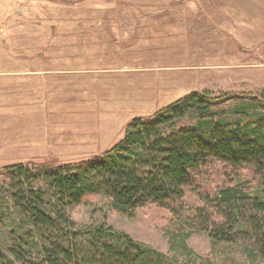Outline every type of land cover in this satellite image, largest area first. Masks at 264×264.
Returning a JSON list of instances; mask_svg holds the SVG:
<instances>
[{"label":"rangeland","instance_id":"1","mask_svg":"<svg viewBox=\"0 0 264 264\" xmlns=\"http://www.w3.org/2000/svg\"><path fill=\"white\" fill-rule=\"evenodd\" d=\"M24 63L45 67V75L32 86L9 83L4 73ZM192 90L227 97L221 105L264 92V0H0V256L23 264L7 247L29 239L26 259L35 262L39 241L26 237L29 224L5 191L6 166L99 158L134 116ZM228 166L207 169L200 193L236 182L258 190L253 168ZM183 203L128 213L98 192L65 210L77 230L111 226L170 264H264L248 221L215 241L212 225L195 215L204 201L188 190Z\"/></svg>","mask_w":264,"mask_h":264},{"label":"trees","instance_id":"2","mask_svg":"<svg viewBox=\"0 0 264 264\" xmlns=\"http://www.w3.org/2000/svg\"><path fill=\"white\" fill-rule=\"evenodd\" d=\"M232 96L238 101L221 105L227 97L192 90L152 114L134 116L124 136L99 158L6 166L5 191L29 224L26 237L39 240L35 262L26 259L29 239L8 252L23 264H170L162 252L111 226L77 230L65 208L101 192L113 208L132 213L149 203L183 205L193 190L204 201L195 215L212 225L215 241L229 240L233 225L248 221L264 260V92ZM188 115L192 123L177 125ZM219 162L253 168L258 190L251 193L236 182L213 195L200 193V177ZM0 264L16 263L0 256Z\"/></svg>","mask_w":264,"mask_h":264},{"label":"crops","instance_id":"3","mask_svg":"<svg viewBox=\"0 0 264 264\" xmlns=\"http://www.w3.org/2000/svg\"><path fill=\"white\" fill-rule=\"evenodd\" d=\"M45 71H46L45 67H42V66L35 67L33 65H27L24 63L23 68H17V66H15L12 69H8V73H4V74L8 75L7 77H8L9 83L12 82V80H14L16 82L20 79H24V80H31V82L29 84H30V86H32L35 83L34 81L39 79L37 77V75L39 73H42L43 75H45L44 74ZM21 75H23V76H21ZM31 75H33V77H27V76H31ZM22 77H24V78H22ZM25 93L31 94L32 91H29V93H28V91L25 90Z\"/></svg>","mask_w":264,"mask_h":264}]
</instances>
